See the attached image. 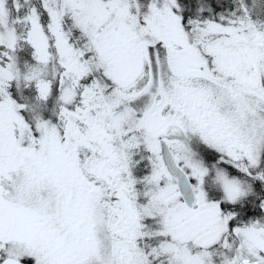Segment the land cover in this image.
<instances>
[{
    "label": "snow or ice",
    "instance_id": "6c2138e0",
    "mask_svg": "<svg viewBox=\"0 0 264 264\" xmlns=\"http://www.w3.org/2000/svg\"><path fill=\"white\" fill-rule=\"evenodd\" d=\"M0 264H264V0H0Z\"/></svg>",
    "mask_w": 264,
    "mask_h": 264
}]
</instances>
